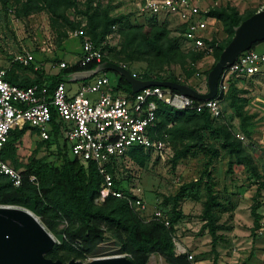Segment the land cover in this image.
I'll return each mask as SVG.
<instances>
[{
    "label": "trees",
    "instance_id": "16d2710c",
    "mask_svg": "<svg viewBox=\"0 0 264 264\" xmlns=\"http://www.w3.org/2000/svg\"><path fill=\"white\" fill-rule=\"evenodd\" d=\"M9 1L2 0L3 8L6 11ZM12 6L17 18L45 11L52 17L65 22L71 30H76L79 27L78 24L70 22L66 17L68 11L74 10L84 16L86 25L83 32L97 47H101V43L112 32V28L121 26L117 31L120 37L119 50L116 52L115 49H110L109 54L103 55L101 63H115L123 66L132 74L127 64L144 62L146 72L141 76L132 74L139 80L183 84L172 74L161 76V71L167 66H178L184 69L186 78H191L195 74V64L203 56L202 53L182 50L178 39L171 36L167 25L160 24L157 17L148 16L144 24L132 25L129 24V16H112L108 9H100L98 5L96 6L95 0H85L82 4L79 3V0H12ZM256 12L257 10H254L241 15L237 8L230 4L209 8L207 16L220 22L227 35V38L220 44H217L215 39L207 42L215 47L214 64L232 39L234 28ZM178 27L180 33H183L184 29L180 25ZM67 37L66 32H63L58 38L59 41H62ZM257 44L259 42L253 44L250 50H253ZM102 51H104L103 48ZM97 65V63H90L85 67H80L77 63L60 69L56 75H46L42 68L35 69L31 64L24 68H29L35 74L33 78L19 77L13 70L8 69L5 79L10 84L21 88L33 85L46 87L51 93L59 83H65L72 74L93 70ZM209 71L206 72V77ZM108 73L109 71L100 74ZM112 88L116 94L133 95L131 86L121 76L118 77ZM171 92L177 93L174 90ZM241 93L243 92L238 90L232 81L226 92H223L222 86H219L216 99L224 102L226 109L223 110L219 103L220 116L218 118H212L207 112L196 113L193 109L175 110L158 102L157 136L161 137L166 134L178 141H187L183 145V153H185L189 148L195 147L214 149V145L203 146L201 133L208 131L219 137L221 148L230 158L246 161L254 174L258 176L251 156L246 153L242 141L234 135L230 127V121L236 118L240 122V130L245 137L251 136L248 130L250 117L244 111L246 100L240 96ZM227 111L230 112L228 117L224 115ZM51 112L53 128L50 139L38 142L36 149L25 159V162L17 154L14 144L22 140L29 130L28 127H24L20 131H13L3 149L2 160L22 175L21 186L16 188L7 177L0 176V206L20 207L29 210L35 216L43 219L47 228L61 239V245L55 244L45 257L62 263H67L70 260L86 263L87 258L95 257L100 253V247L107 240L110 242L111 249H114L112 252L114 255L126 254L130 256V264H147L150 256L153 255L161 257L166 264H192L188 251L176 254L173 234L174 226L181 217L178 201L182 198L184 191L198 184V181L182 185L179 193L172 199L174 202L172 210L170 213H166L170 222L169 228H165L157 222H143L139 215L132 211L122 199L109 197L104 202H99L101 176L94 164L90 162L84 164L69 154L68 146L61 132V125L56 123L53 109ZM31 131L35 132L32 129ZM42 147H45L47 153L38 158L37 154ZM138 155L133 156L132 160L137 164H143L147 155L141 156V153L139 157ZM108 170L114 176L115 188L120 189L118 180L115 178L118 164H115L113 168L108 167ZM32 176L35 181L30 180ZM207 178H209L208 175ZM205 187L208 199L203 209L204 229L208 230L212 238L214 250L218 239L217 231L221 227L217 225V217L213 209L219 204L213 193L210 180H207ZM258 207L259 204L256 202V206L252 208L253 232L258 228L261 219L256 213ZM59 219L67 223V227L60 232L56 231V221ZM213 264H217L216 259Z\"/></svg>",
    "mask_w": 264,
    "mask_h": 264
},
{
    "label": "rangeland",
    "instance_id": "374dc122",
    "mask_svg": "<svg viewBox=\"0 0 264 264\" xmlns=\"http://www.w3.org/2000/svg\"><path fill=\"white\" fill-rule=\"evenodd\" d=\"M84 1L79 0V3L82 4ZM137 3L138 0H95L96 6L98 5L100 9H108L110 15H127L129 24L142 25L148 16L140 14ZM226 4L236 7L241 15L264 9V0H219L215 2L217 6ZM79 9H81L80 6ZM66 17L70 22L78 24V29L85 30L86 20L82 14L70 10L66 13ZM158 22L167 25L171 36L178 39L182 50H188L176 20L158 17ZM119 28L121 26L112 28V32L101 43V49H104L105 55L109 54L110 49H115L116 52L119 50L120 37L117 32ZM210 28L207 34L210 40L215 39L217 44H220L227 38L220 22L215 20ZM72 31L65 22L52 17L45 11L17 18L14 15L12 0L7 3V11L0 0V68L11 69L19 77L32 75L33 78L35 74L29 68L25 69L18 64H12L13 58L25 51L34 56L33 66L38 69L42 68L44 72L57 73L60 71L59 64L62 62L66 63V66L77 64L81 55V43L79 39L70 36ZM63 32H66L68 37L59 41L58 37ZM210 46L213 47L212 53L198 52L203 56L195 64V74L191 78H186L184 69L178 66L164 67L161 76L172 74L183 85L195 88L200 93L207 92L206 72L214 66L215 51V47L211 44ZM253 50L263 52L264 42H259ZM127 67L132 74L138 76L146 72L144 62L128 63ZM107 75L111 80V85L115 86L120 75L116 72H109ZM220 81L223 92L227 91L231 81L235 83L238 90L243 92L240 96L246 100L244 111L250 117L248 130L251 136L245 137L240 130V122L236 118L230 121V127L234 135L242 141L244 150L251 156L253 165L259 173V164L264 152V69L260 74L250 77L223 72ZM75 88L76 86L72 85V89ZM219 103L225 110L226 104L220 100ZM229 114L230 112L227 111L224 115L228 117ZM32 130L35 131L34 135L27 133L22 140L14 144L23 162L40 142L37 131ZM201 136L203 146L214 145L215 148L210 150L195 147L183 153V145L187 141L181 142L168 136V150L164 154V159L156 153L148 154L140 148L130 149L126 157L120 158L118 162L116 178L119 188L125 192L131 189L139 190L149 214L155 209L170 213L174 204L172 199L179 193L180 187L198 181V184L185 190L178 201L181 217L174 226L173 234L176 254L183 249L185 252L188 251L192 257L189 259L192 264H213L215 259L217 264H264V238L252 231V208L256 206V202L259 204L258 176L254 174L246 161L230 158L221 148L217 135L204 131ZM46 153L45 147H42L37 157L41 158ZM140 153L141 156L147 155L143 164H137L132 160L133 156L140 155ZM207 180H210L219 204L213 209L217 217V225L221 227L217 231L218 239L214 250L212 238L208 230L204 229L203 209L208 199L205 187ZM256 213L260 214V207L257 208ZM35 217L46 232L53 237V246L61 245V239L47 228L45 221ZM56 222V231L60 232L67 227L66 221L62 219ZM109 244L110 242L106 240L100 247V253L92 258L114 256L112 253L114 249H111ZM147 264L166 263L161 257L153 255L150 256Z\"/></svg>",
    "mask_w": 264,
    "mask_h": 264
},
{
    "label": "built area",
    "instance_id": "2783aa9c",
    "mask_svg": "<svg viewBox=\"0 0 264 264\" xmlns=\"http://www.w3.org/2000/svg\"><path fill=\"white\" fill-rule=\"evenodd\" d=\"M216 1L219 0H138L137 9L142 15L176 20L184 29L182 38L188 46L187 51L210 54L213 47L207 43L211 41L207 34L215 19L208 17L207 12L209 8L217 6ZM70 36L81 43V55L77 61L80 67L90 63L101 64L104 55L101 47L95 46L82 29L73 30ZM33 62L34 56L27 51L19 53L12 60V64L22 67ZM59 67L65 68L66 63H60ZM263 69L264 51L248 50L240 54L224 72L250 77L260 74ZM6 73L7 70L0 68V176L7 177L16 188L21 186L22 175L2 160L3 149L11 133L26 126L37 131L41 142L49 140L53 128V109L69 154L84 164H94L102 178L98 201L104 202L109 197L122 199L143 222H157L165 228L170 227L168 216L163 211L155 209L148 213L139 190L125 192L116 189L114 176L108 167L113 168L132 148H140L148 154L156 153L164 159L168 150V136H157L158 102L175 110L193 109L196 113L207 112L212 118H218V99L199 102L162 87H148L132 96L119 95L113 91L107 74H98L73 94L68 92L64 83H59L49 93L46 87L37 85L27 88L12 85L6 81ZM258 170L261 219L255 233L264 238V152ZM30 180L35 181V178L32 176ZM184 252V249L178 251L177 255ZM111 257L129 260L130 256L122 254ZM91 259L87 258L86 262Z\"/></svg>",
    "mask_w": 264,
    "mask_h": 264
},
{
    "label": "water",
    "instance_id": "95a60500",
    "mask_svg": "<svg viewBox=\"0 0 264 264\" xmlns=\"http://www.w3.org/2000/svg\"><path fill=\"white\" fill-rule=\"evenodd\" d=\"M233 31L232 39L207 75L205 93L175 82L139 80L123 66L111 62L101 63L93 70L74 75L77 80L84 81L106 71L116 72L131 86L133 94L148 87H162L174 90L184 97L206 102L217 97L223 72L232 66L238 56L250 50L253 44L264 42V9L242 21ZM53 243L50 234L29 210L0 206V264H130L125 257H104L87 263L74 260L67 263L52 261L45 255L51 250Z\"/></svg>",
    "mask_w": 264,
    "mask_h": 264
},
{
    "label": "crops",
    "instance_id": "0c3cea01",
    "mask_svg": "<svg viewBox=\"0 0 264 264\" xmlns=\"http://www.w3.org/2000/svg\"><path fill=\"white\" fill-rule=\"evenodd\" d=\"M66 61V60H65ZM59 72V71H58ZM58 72L57 73H52V72H47V71H45L44 73L46 74V75H56V74H58ZM29 78H32V75L29 77ZM90 81H92V78H90V79H88V80H84V81H79V80H77V77H76V75H74V74H72L68 79H67V81L64 83L65 85H66V89L68 90V92L70 93V94H73V93H75L78 89H79V87L81 86V85H84V84H86V83H89ZM72 85H74V86H76V88L73 90L72 89ZM27 127V126H26ZM29 128V127H28ZM23 129V128H22ZM22 129H18L17 131H20V130H22ZM29 134V135H34V132H32L31 131V128H29V130H27V132L25 133V134Z\"/></svg>",
    "mask_w": 264,
    "mask_h": 264
},
{
    "label": "bare ground",
    "instance_id": "6f19581e",
    "mask_svg": "<svg viewBox=\"0 0 264 264\" xmlns=\"http://www.w3.org/2000/svg\"><path fill=\"white\" fill-rule=\"evenodd\" d=\"M51 239L53 240V237L50 235Z\"/></svg>",
    "mask_w": 264,
    "mask_h": 264
}]
</instances>
